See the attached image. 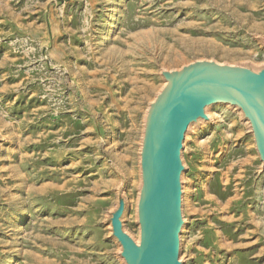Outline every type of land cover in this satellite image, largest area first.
<instances>
[{
    "label": "rangeland",
    "instance_id": "rangeland-1",
    "mask_svg": "<svg viewBox=\"0 0 264 264\" xmlns=\"http://www.w3.org/2000/svg\"><path fill=\"white\" fill-rule=\"evenodd\" d=\"M200 60L264 66V0H0V264H123L106 218L122 186L138 240L146 110L161 71ZM209 117L182 150L180 260L264 264L253 137Z\"/></svg>",
    "mask_w": 264,
    "mask_h": 264
},
{
    "label": "water",
    "instance_id": "water-1",
    "mask_svg": "<svg viewBox=\"0 0 264 264\" xmlns=\"http://www.w3.org/2000/svg\"><path fill=\"white\" fill-rule=\"evenodd\" d=\"M160 75L164 83L146 110L139 147L138 240L123 227L122 186L106 218L123 264H183L182 150L193 127L210 123L211 107L225 105L240 113L264 169V66L200 60Z\"/></svg>",
    "mask_w": 264,
    "mask_h": 264
},
{
    "label": "bare ground",
    "instance_id": "bare-ground-1",
    "mask_svg": "<svg viewBox=\"0 0 264 264\" xmlns=\"http://www.w3.org/2000/svg\"><path fill=\"white\" fill-rule=\"evenodd\" d=\"M217 106H224V107H227V106H225V105H215V106H213V107H211L209 110H211V109H213L214 107H217ZM209 110H208V112H207V115H208V117H209ZM232 110H235V109H232ZM236 111V110H235ZM210 118V117H209ZM241 123H246V122H241ZM247 124V123H246ZM247 126H248V124H247ZM249 128V127H248ZM249 132H250V134L252 135V133H251V131H250V128H249V130H248ZM224 160V159H223ZM222 165H223V163H221ZM233 171V169H231V167H229V168H226V169H224V172H223V176H224V178L226 179V182H228V178H229V175H230V173ZM261 171H264V169H262V167H261ZM232 176V175H231ZM182 193H183V189H182ZM224 193V192H223ZM222 194V193H221ZM218 196V195H217ZM221 198H223L222 196H218V197H216L215 198V205H216V207H217V210H219L222 214H225L224 212H226V210H228L230 207H229V201H228V205H227V203L226 204H224V205H222V202H221ZM232 199V198H231ZM182 203H183V194H182ZM233 203V202H232ZM25 211H23L22 212V215H24L25 213H24ZM183 230V229H182ZM182 233V232H181ZM180 239H181V235H180ZM229 243V242H228ZM220 246V245H219Z\"/></svg>",
    "mask_w": 264,
    "mask_h": 264
}]
</instances>
